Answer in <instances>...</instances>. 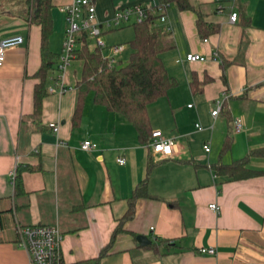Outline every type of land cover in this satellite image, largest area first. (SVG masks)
Wrapping results in <instances>:
<instances>
[{
    "label": "crops",
    "instance_id": "0c3cea01",
    "mask_svg": "<svg viewBox=\"0 0 264 264\" xmlns=\"http://www.w3.org/2000/svg\"><path fill=\"white\" fill-rule=\"evenodd\" d=\"M73 1L52 0L49 48L58 56L68 28L63 8ZM93 1L101 23L127 7L157 3ZM191 5L193 10L181 11L172 3L167 11L175 48L163 61L175 84L148 106L152 130L174 140L170 157L153 153L139 141L134 125L97 104L93 93L73 121L83 60L75 59L67 70L63 95L48 93L37 122L41 26L0 7V41L24 38L0 67V264H31L17 244L18 225H59L63 264H264V174L233 180L213 169L264 148V0H191ZM199 13L218 27L216 33L201 37ZM113 30L104 28L102 34L110 51L123 45L106 42ZM191 53L206 61L188 62ZM57 64L47 89L56 86ZM218 103L221 112L213 117ZM236 119L243 123L240 132L234 131ZM51 123H59L58 134ZM85 140L98 149L83 151ZM121 157L123 165L117 161ZM248 163L264 172V157L250 156ZM15 169L22 170L20 195L10 176ZM145 180L150 197L137 200L135 217L115 234ZM212 203L219 214L209 208ZM139 235L151 243L140 245ZM201 247L217 253L202 255Z\"/></svg>",
    "mask_w": 264,
    "mask_h": 264
},
{
    "label": "trees",
    "instance_id": "16d2710c",
    "mask_svg": "<svg viewBox=\"0 0 264 264\" xmlns=\"http://www.w3.org/2000/svg\"><path fill=\"white\" fill-rule=\"evenodd\" d=\"M157 3H174L181 11L193 10L191 0H157ZM0 7L1 9L11 8L15 16L25 19L31 25L41 26L42 65L35 75L38 83L34 90L33 113V117L38 122L43 101L49 95L47 89L49 76L55 70V65L60 58L49 48L50 37L53 34V3L52 0H0ZM132 25L135 31V37L131 43L133 53L124 65H110L98 46L90 47L89 33L83 32L80 35L75 53L77 59L83 60L84 64L82 78L76 86L78 96L73 121L80 119L85 98L89 93H93L97 104L129 120L136 128L139 141L149 147L153 140V130L148 106L165 96L175 84L163 61V54L174 49L175 44L169 38L171 33L163 31L157 23L156 16L152 14L142 22H135ZM197 26L203 38L218 31V27L206 22L200 13ZM198 86V80L194 79L193 89L198 90ZM230 144L228 139L224 151L229 149ZM250 156L264 157V148L252 151L245 159L230 164L220 163L213 169L217 174L229 176L233 180L263 175L264 172L249 167ZM21 174L22 170H19L14 184L17 195L23 191ZM146 182L145 180L139 185L129 200V209L120 220L115 234L123 230L124 224L135 217L137 200L150 197ZM168 243L165 242V244Z\"/></svg>",
    "mask_w": 264,
    "mask_h": 264
},
{
    "label": "built area",
    "instance_id": "2783aa9c",
    "mask_svg": "<svg viewBox=\"0 0 264 264\" xmlns=\"http://www.w3.org/2000/svg\"><path fill=\"white\" fill-rule=\"evenodd\" d=\"M170 6L171 3H155L152 7L134 5L117 11L111 20H107L104 23L98 20L97 10L93 0H74L70 5L65 6L63 11L66 15L68 28L65 32L63 50L57 64V72L59 75L55 79L56 86H50L48 93L63 95L67 91L65 74L71 67L73 61L77 59L75 51L78 46V39L83 32H88L90 38L95 40L96 46L103 50L107 48L102 39L104 28L106 30H113L124 25L142 22L152 14L156 16L157 23L162 27L163 31L171 33L167 13ZM237 19L238 13H231V23H235ZM23 43L24 38L18 35L7 37L0 41V67L5 62L7 51ZM123 50V45L113 46L111 48L112 56L108 58L103 56L109 61L110 65H116V56ZM186 60L188 62H197L206 61V58L202 55L191 53L186 56ZM221 109L222 103H218L216 109L212 112L213 117L219 115ZM50 127L54 133L58 134L60 128L59 123H51ZM242 128V120L236 119L234 121V131L240 132ZM152 137L153 140L149 144V148L153 153L165 157L173 155L175 145L172 138L165 136L160 130L153 131ZM81 149L83 151H95L98 149V144L90 140H85L81 144ZM204 149L207 153L210 152V146L208 144L204 146ZM117 161L122 165L126 163L123 157ZM10 176L13 182H15L17 176L16 169L11 171ZM209 208L216 214H219L221 211L216 203L210 204ZM17 233V244L27 252L31 264H63L61 255L63 233L59 225H18ZM199 253L214 256L217 251L213 247H201Z\"/></svg>",
    "mask_w": 264,
    "mask_h": 264
},
{
    "label": "rangeland",
    "instance_id": "374dc122",
    "mask_svg": "<svg viewBox=\"0 0 264 264\" xmlns=\"http://www.w3.org/2000/svg\"><path fill=\"white\" fill-rule=\"evenodd\" d=\"M114 32L112 34L107 35L106 42L108 44H123L125 46V50L121 56L118 57V61L116 65H124L126 64V61L130 59V56L133 53V47H132V41L135 37V31L132 24L124 25L120 28H117V30H113ZM90 47L95 48V40L90 39L89 41ZM103 55L105 57H110L111 51L109 49H103L102 50Z\"/></svg>",
    "mask_w": 264,
    "mask_h": 264
},
{
    "label": "water",
    "instance_id": "95a60500",
    "mask_svg": "<svg viewBox=\"0 0 264 264\" xmlns=\"http://www.w3.org/2000/svg\"><path fill=\"white\" fill-rule=\"evenodd\" d=\"M137 241L142 246H147L151 243V240L147 236H143V235L137 236Z\"/></svg>",
    "mask_w": 264,
    "mask_h": 264
}]
</instances>
